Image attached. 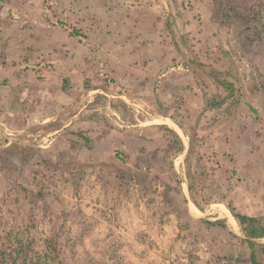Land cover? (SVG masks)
<instances>
[{"label": "rangeland", "instance_id": "374dc122", "mask_svg": "<svg viewBox=\"0 0 264 264\" xmlns=\"http://www.w3.org/2000/svg\"><path fill=\"white\" fill-rule=\"evenodd\" d=\"M64 1L0 0V216L30 215L36 237L75 234L62 248L64 264H110L109 247L126 264H254L251 254L264 264V244L234 235L221 211L192 217L184 191L199 214L223 207L242 232L236 214L264 226V0H66L73 5L65 12ZM35 26L81 48L61 55L74 68L51 86L68 94L72 107L62 104L74 115L25 141L18 134L54 117L52 103L32 93L60 56L46 57L50 35ZM111 47L128 63L118 77ZM95 87L115 98L88 96ZM159 115L188 142L183 165V141ZM158 125L178 136L180 150ZM78 230L85 238L74 252Z\"/></svg>", "mask_w": 264, "mask_h": 264}, {"label": "trees", "instance_id": "16d2710c", "mask_svg": "<svg viewBox=\"0 0 264 264\" xmlns=\"http://www.w3.org/2000/svg\"><path fill=\"white\" fill-rule=\"evenodd\" d=\"M202 67V65H198ZM209 75L214 79V81L227 88L229 82L225 79L220 78L221 73L216 70H211ZM97 97L107 98L103 93H96ZM110 105L122 112L124 110L125 103L123 100H114L110 99ZM118 102L117 104L115 102ZM92 106L91 103H86V106ZM74 111L68 110L65 115H60L54 120H51L44 124H35L25 131L21 132L18 135H21L20 138L25 141H33L39 139L40 137L46 136L48 133L60 130L64 127L66 121L74 115ZM165 115V114H164ZM158 130H167L168 132L173 133V131L167 128L166 125H158ZM147 131V130H145ZM158 135V134H157ZM174 135V144L177 145L176 148L180 150L182 144L177 135ZM156 135H149V138H153ZM7 163L9 166H16L14 159L7 158ZM189 188L191 189L190 180L188 179ZM238 221L240 222L244 232L249 236H264V226L258 223L255 217L236 214L235 215ZM35 220L30 215L28 219L22 220L16 217L6 218L0 216V264H64L62 258V248L70 243H74V236L68 235L69 230L66 234L62 231L43 233L40 232L39 236H35L36 225ZM57 227H69L67 224H64L62 221H55ZM77 238H81L75 245L74 252H78V248L83 244L85 235L79 231ZM112 242L115 245L113 237ZM61 240L63 243H61ZM247 243L254 247L256 244L247 241ZM111 243L109 242V245ZM258 246V245H257ZM114 250L113 247H109V259L111 260L110 264H126L119 263L118 254L115 252L111 254V251ZM251 260L254 264H258L251 254ZM88 264H99L96 259L89 258ZM101 264H103L101 262Z\"/></svg>", "mask_w": 264, "mask_h": 264}, {"label": "crops", "instance_id": "0c3cea01", "mask_svg": "<svg viewBox=\"0 0 264 264\" xmlns=\"http://www.w3.org/2000/svg\"><path fill=\"white\" fill-rule=\"evenodd\" d=\"M62 2H63V0H62ZM72 5H73V3L71 4L69 1H66L65 0L64 1V5L62 4V6H61V9H63L64 12L65 11H68V9L71 8L70 6H72ZM76 10H79L80 11L79 7H77ZM79 11L77 13L74 12V15H75L74 17H76V20H78V26L84 27L83 23L81 22V16L82 15L79 13ZM94 25H95V22L93 21L92 22V26H94ZM34 30H36V31L38 30V31L42 32V35L43 36H45L46 32L50 35V38H48L47 40H45V42H46V46H45V49H46L45 50L46 57L54 58V56H55L54 53L55 52H57V53L60 54V56L59 57H56L55 60L52 59V62H53L52 69L50 71L46 72V76L44 78V84H42V85H34L33 87L35 89H34V91L32 93V95L34 96V98H36L37 100H40L42 98V100H46L47 103H49V104L52 103L51 106H50V113H51L52 116H54L53 119H51V120H54L56 117H58L60 115H65L66 114V111L70 110V108H68V107H66V108L63 107V104L62 103L70 104V105H66V104L65 105L66 106H69V107H72L71 106L72 101H70L68 103V100H71V98H69L68 94H62V92L60 94H57L59 92H56L57 95H55V94L52 93V92H54V90H53V87H51V86L52 85L55 86L54 83H53V79L54 78L57 79L56 77L63 76V75H71L72 74V71H70V69L74 68L71 65L68 66V62H66L65 58L62 59L60 57L62 55L63 57L70 58L72 56V54H73V56H75L76 55V50L78 48H81V47H79L76 44V40L73 37H71L70 39H66L67 37H64L63 38L64 41H62V42L55 41L56 36L53 38L52 35L53 34L55 35L56 32L58 33L57 30H55L56 32L54 30H47L46 31L45 28L42 29L41 27H36V26H35ZM36 33H39V32H36ZM55 44H59V45H55ZM64 48H66V49H64ZM110 49L113 52V55H112V60H113V73H114L115 77H118L119 76V73L117 72V69H116L117 66H123L127 70L128 63L126 62L125 55H122V53H117L116 48L111 47ZM83 50H84V48H83ZM129 50H132V49H129ZM140 51L142 52V49H140ZM141 52H140V54H142ZM81 53L82 52L79 51V54H81ZM67 66H68V68H67ZM85 67H86V65H84V69H85ZM83 70H81V71H83ZM87 76H90V75L87 74ZM55 84H58L57 86H59V84H60L59 80L57 82H55ZM97 88L98 87H95V89H93V90L90 89V90L86 91V92H88L87 95L89 96V95H92V93H93L92 96H94V94H96L95 90ZM58 89H60V91H61L62 88L59 87ZM82 94H83V92H82ZM53 99H57L58 100L57 103H58V105L61 106V108L59 109V111H56V112L53 111L54 110V107L57 108V103H55V101H53ZM37 100H36V102H38ZM42 107H43V105H42ZM48 113H49V110H48ZM48 113H45V114H48ZM51 120L44 121V123H47V122H49ZM42 122L43 121H40V124H44Z\"/></svg>", "mask_w": 264, "mask_h": 264}, {"label": "water", "instance_id": "95a60500", "mask_svg": "<svg viewBox=\"0 0 264 264\" xmlns=\"http://www.w3.org/2000/svg\"><path fill=\"white\" fill-rule=\"evenodd\" d=\"M98 91V90H96ZM102 93H104L105 95H108L106 92L104 91H101ZM109 97H113L115 98V95H108ZM120 99H123L124 101L128 102V100L126 99L125 96H119ZM158 119L164 121L165 123H167L169 126H171V128L179 135V137L182 139L183 141V145H184V148H183V152L181 153L180 155V159H181V162H182V165H183V162H184V155L186 153V150L188 148V142L186 141V139L184 138V134L183 132L181 131V128L179 127L178 124H176L175 122L171 121L169 118L163 116V115H159L157 117ZM58 130L56 131H53L52 133H55L57 132ZM184 181H187L186 178L184 177ZM184 191H185V196H186V199L188 201V206H189V214L192 216V217H196V218H203L205 217L211 210H217V211H221L223 212V214L225 215V223L228 227V229L234 234L236 235L237 237L241 238V239H244L246 241H249V242H252V243H256V244H264V236L262 237H257V236H248L246 235L244 232H242L240 229H238L236 227V225L234 224V222L232 221V217L230 216L229 212L227 209L223 208V207H216V206H210L208 207L207 209L204 210L203 213L199 214L197 213L193 208H192V200H191V197H190V193H189V190H188V185H185L184 187Z\"/></svg>", "mask_w": 264, "mask_h": 264}, {"label": "built area", "instance_id": "2783aa9c", "mask_svg": "<svg viewBox=\"0 0 264 264\" xmlns=\"http://www.w3.org/2000/svg\"><path fill=\"white\" fill-rule=\"evenodd\" d=\"M101 74H103V73H101ZM103 81L109 86L113 85L112 78L107 74H104Z\"/></svg>", "mask_w": 264, "mask_h": 264}]
</instances>
